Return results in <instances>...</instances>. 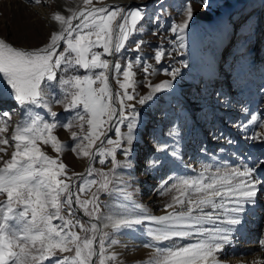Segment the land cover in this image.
<instances>
[{
  "label": "snow or ice",
  "instance_id": "1",
  "mask_svg": "<svg viewBox=\"0 0 264 264\" xmlns=\"http://www.w3.org/2000/svg\"><path fill=\"white\" fill-rule=\"evenodd\" d=\"M32 2L39 5L42 0ZM199 2L210 7V0ZM82 5L67 9L68 15L61 11L51 15L59 30L52 31L41 47L25 49L0 38V104L12 102L18 107V111L0 109V197H4L0 200V264H113L117 256L109 249L117 240L108 229L142 232L147 238L143 246L153 250L142 264H224L220 253L232 244L234 233L246 223V209L257 204L264 190V176L259 174L264 160L239 166L219 161L203 165L200 171L168 174L169 165L177 161L188 167L182 158V131L204 111L196 102L189 107L175 101L170 105L175 119L161 113L167 120L163 139L154 137L157 155L146 164L165 173L159 184L161 194H174L162 215L151 214L135 202L124 175L134 167L132 150L140 123L137 104L160 101L157 94L173 90L181 68L190 65L180 60L175 63L181 67L172 63L163 68L169 78L154 84L149 81L148 94L137 98L134 66H142L145 80L156 70L139 55L123 67L120 61L126 44L143 32L146 6L97 7L93 0H82ZM183 15L182 22L170 25L175 36L170 41L172 52L180 56L186 47L185 33L194 22L190 0ZM223 31L229 40L241 35L234 21ZM142 44L137 40L130 50L138 52ZM165 55L158 47L156 64ZM110 78L119 85L116 91ZM53 105L62 106L68 115L60 119ZM14 113L20 119L13 126ZM258 119L251 115L249 123L264 129ZM57 128L71 132V145L54 135ZM209 135L234 143L222 133ZM246 139L264 143V132H253ZM42 145L50 146L57 157L48 155ZM69 148L77 157L88 158L86 172L69 175L59 159ZM200 152L207 154V148L201 147ZM118 153L123 160L117 158ZM96 162L102 166L110 162L111 167L98 169L93 166ZM102 195L110 199L102 202ZM259 244L264 247V238Z\"/></svg>",
  "mask_w": 264,
  "mask_h": 264
},
{
  "label": "rangeland",
  "instance_id": "2",
  "mask_svg": "<svg viewBox=\"0 0 264 264\" xmlns=\"http://www.w3.org/2000/svg\"><path fill=\"white\" fill-rule=\"evenodd\" d=\"M109 1L128 2L130 0H93L97 7ZM190 2L192 3L195 16L194 22L190 24L189 30L185 33L186 47L183 50V56L172 52V44L170 41L174 40L175 36L170 31V25L173 22H182L184 19L183 12L186 0H155L147 5L146 12L148 20L144 22L143 32L138 33L126 44V49L120 61L122 67L128 60H134L139 55L144 61L152 64L156 70L154 74L145 80L143 79L142 66H134L133 70L136 72L135 79L137 80L135 93L137 98L140 95L148 94L150 91V88L147 87L149 81L154 84L169 78L164 74L163 68H168L170 64L180 60H184L190 65L189 60L191 56L196 54L202 60L200 64L202 73L200 75H198L191 65L187 69L181 68V75L174 82V89L169 90L167 93L157 94L160 97V101L155 103L149 102L145 106L137 104V110L140 112L139 124L148 128L153 127L151 128L150 138L154 146L156 142L154 137L163 139V132L165 130V124L167 123V120L162 118L161 113H167L168 119H175L176 112L170 107L171 104L179 101L191 107L192 102H196L199 106L203 107L204 111L197 113L199 120L195 124L192 120H189L182 131V158L188 167L185 168L183 164L177 161L176 164L169 165L171 171L168 174H172L173 172L176 174L191 173L193 169L200 171L203 165L215 164L219 161H227L229 166H239L242 162L253 165L257 160H255L256 158L254 159L252 151L254 147L259 146L261 143H253L247 140L246 136L252 135L253 132H261V128L249 123V120L251 115H256L259 118L257 124L261 122L259 108L261 102L264 100V86H262V79L258 72L254 71L256 80H253L249 78L251 72L248 73L246 70L253 68L259 70L262 66L258 60H254L255 57L253 54L257 53V46H254L255 39L257 41L259 39L264 40V8L261 7L259 10L257 5L251 4V0H210V7L207 9L199 0H190ZM81 6H83L82 3ZM6 17L10 18L12 16L6 15ZM229 21H234L235 27L240 31L243 30L239 37L233 35L231 40L228 38V32L223 31ZM12 22L14 20L10 23ZM16 22L17 18L14 23ZM203 23L204 25L208 24L210 26L201 27L204 26L202 25ZM214 27L216 30L211 31L210 29ZM208 28L209 30H207ZM221 36L224 47H229L226 52L224 51V55L231 54L226 62L225 60H221V58H217L214 53V46ZM137 40L143 41L141 49L138 52L130 50L135 48V42ZM158 47L163 48L166 53L159 65L154 60V54ZM168 53H171V55H168ZM224 65H226L224 69L232 75L234 83H223L218 86L209 85L208 81L214 76H217V72L220 73L221 66ZM175 66L181 67L179 63H175ZM193 81H195L196 86L186 92L183 91L182 87L186 84L192 85ZM113 82L117 90L119 85L115 80ZM0 91H3V89H0ZM129 91L132 90L130 89ZM217 93L221 95L218 96ZM242 98H244L243 104L238 109L239 101ZM4 99L7 100L6 94ZM161 101H167V103ZM15 107L17 108L16 105ZM245 108H247V111H244ZM52 110L61 114L60 119H64L68 115L63 112V108L60 105H53ZM192 110L195 111V108ZM232 111H237L238 114ZM155 117L156 121L151 124L149 119ZM241 124L245 125V127L240 128L239 125ZM73 130L78 131L75 128ZM122 130L126 131V128ZM209 133H215L216 135L222 133L224 137L231 139L234 143L229 144L225 139H212ZM54 135H57L62 143L72 144L70 131L57 128L54 130ZM140 142L143 143V140H140ZM144 143L147 144L149 141H144ZM201 147L207 148V154L200 152ZM42 149L53 158L57 157V153L50 146L42 145ZM11 151L12 148H9V156ZM0 155L3 154L0 153ZM156 155L157 153L155 152L143 153L135 158L134 167L131 170H125L124 178L127 182V190L143 205L144 194L146 193L143 192V189L146 188L147 182L151 178L155 179L152 181H157L155 190L158 195L171 196L174 194H161L159 184L161 177L165 175L163 171L150 169L147 166H145L143 171L135 169V165H139L142 160H146L147 164V161L155 159ZM241 157L244 158L243 161ZM117 158L124 159L119 153L117 154ZM59 159L66 164L68 173L71 175L73 172L83 173L88 158L77 157L69 148L59 154ZM95 167L98 169L103 168L107 171L111 167V164L109 162L106 166H102L97 162ZM136 167L139 168L140 166ZM3 199L4 197H0V200ZM109 199L106 195L101 196L102 202L108 201ZM144 206L147 207L146 205ZM132 233L134 232L129 230H123L120 233L110 232V235L117 240V243L112 245L114 253L117 256V260L113 264H142L143 261L151 258L153 250L146 247L141 248L140 251L142 253H130L124 239Z\"/></svg>",
  "mask_w": 264,
  "mask_h": 264
},
{
  "label": "bare ground",
  "instance_id": "3",
  "mask_svg": "<svg viewBox=\"0 0 264 264\" xmlns=\"http://www.w3.org/2000/svg\"><path fill=\"white\" fill-rule=\"evenodd\" d=\"M131 1L139 2L134 0H130L128 2L109 1L99 7L107 6V5H118L125 7ZM152 2L148 3L147 5L151 4ZM251 2H252L251 4L257 5L259 7V10L261 7L264 8V0H251ZM81 3L82 0H42V3L37 5L34 2H32V0H0V38H5L8 42L12 43L14 46L22 47L25 49H33V48L41 47L48 42L52 31L59 30V25L56 22L52 21L51 15L55 11H61L62 14L68 15L70 13L67 11V9L69 8L78 9L79 7H82ZM6 15L7 16L11 15L12 17L8 18L6 17ZM16 18H17V22L14 23ZM13 20L14 22L12 23L14 24L10 23ZM202 25H204V23ZM207 25L208 24L201 27H205ZM207 30H209V28ZM210 30L214 31L216 30V28L214 27ZM242 32L243 30L241 31V34ZM222 40L223 38L221 36L217 40L218 41L217 44L214 43L215 44L214 53L216 54L217 58H221V60H228L231 54L227 53L228 55H224L225 54L224 51L226 52L227 48L229 47H224V42ZM254 46L255 47L257 46V53L253 54V56L255 57L254 60H258L262 66L259 70H255L253 68L250 70L248 69L246 71L248 73L251 72L249 78H252L253 80H256L255 78L256 74L254 71L258 72L259 76L262 79L261 80V83H263L262 86H264V40L262 41L261 39H259L257 41L255 39ZM201 61L202 60L200 59L199 56H197V54L191 56L189 60L191 67L198 73V75L202 73V69L200 66ZM225 66L226 65L221 66L220 73L217 72V76H214L211 80L208 81L209 85L218 86L223 83L226 84L234 83L232 75L228 73L226 69H224ZM195 86H196L195 81H193L192 85L186 84L182 87V89L183 91L186 92L190 88H194ZM115 91H116V86H115ZM243 99L244 98H242L239 101L238 109H240V106L243 104ZM10 108H16L14 103L8 102V103L0 104V109H10ZM17 111H18V107H17ZM232 112L238 114L237 111H232ZM259 114L261 117V122H264V115H262L264 114V100L261 102L259 108ZM19 119L20 116L14 113L12 115V125L14 126ZM149 121L151 122V124H153L156 121V117L149 119ZM151 128L153 127L148 128L139 124L138 129L136 131L137 138L136 141L134 142L133 150H132L133 161L137 156L143 153L154 152V146L150 138ZM11 131L12 129L10 128L9 135ZM261 132H264V129H261ZM140 140L141 141L143 140V143L140 142ZM144 141L145 142L149 141V143L145 144ZM252 154L254 159L256 158L255 160H264V143H261L259 146L254 147ZM96 163L93 164L94 167L96 166ZM88 166H89V160L87 159L83 173L86 172ZM136 166H140V167L137 168ZM145 166H146V160H142V162L139 163V165L138 164L135 165V169L143 171ZM259 174L261 176H264V166H262L259 169ZM152 180L155 179L151 178V180L147 182L146 188L143 189V192H146L144 194L143 202L144 205L147 206L146 208L151 214L162 215L164 214V205L167 202H169L171 196L158 195L157 191L155 190L157 181H152ZM132 198L135 202L141 203L135 197L132 196ZM245 219H246V223L243 225V227L238 228L236 233H234L232 244L226 246L225 250L222 253H220V259L224 261V264H257V262L264 261V247H261V245L259 244V240L264 238V190H262V192L258 194L257 204L255 206H250L246 209ZM106 231L111 232L110 229ZM146 239L147 238L142 234L141 231H136L131 235H129L124 240L126 243V247H128L130 253L138 254V253H142V251L140 250L141 248L144 247L143 242ZM109 251L114 252L112 246L109 249Z\"/></svg>",
  "mask_w": 264,
  "mask_h": 264
},
{
  "label": "water",
  "instance_id": "4",
  "mask_svg": "<svg viewBox=\"0 0 264 264\" xmlns=\"http://www.w3.org/2000/svg\"><path fill=\"white\" fill-rule=\"evenodd\" d=\"M153 0H148V1H139V2H129L127 6L125 7H128V6H140V5H147L148 3L152 2ZM110 84L112 85L113 87V90L115 91V86H114V82H113V79L110 78ZM78 215L81 216V218H83L84 220H86L87 218L86 217H83V214L82 212H78Z\"/></svg>",
  "mask_w": 264,
  "mask_h": 264
}]
</instances>
